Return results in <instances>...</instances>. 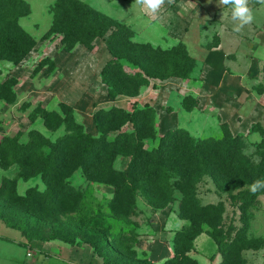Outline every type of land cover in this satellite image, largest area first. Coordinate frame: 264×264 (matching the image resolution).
Wrapping results in <instances>:
<instances>
[{"label": "rangeland", "instance_id": "1", "mask_svg": "<svg viewBox=\"0 0 264 264\" xmlns=\"http://www.w3.org/2000/svg\"><path fill=\"white\" fill-rule=\"evenodd\" d=\"M23 1L29 7V14L19 18L16 24L34 39L35 47L18 64L0 61V190L2 188L4 190L0 191V237L7 241L4 243L0 240V264H20L22 261L24 264H53L52 260L47 258L51 256L38 254L35 251L39 250L43 243L74 248L88 245L83 242L84 239L88 241L98 237L97 234H105L110 240L114 235L126 230H133L137 233L138 242L134 248L137 257L150 261L148 253L142 251L138 247V243L142 240V232L148 230L149 221L154 211L145 204L142 198H138L136 214L129 217L130 222L135 223V226L119 221L118 218L110 217L112 211L107 207V203L112 197L113 188L90 182L80 169L71 171V175L67 176L71 170V164L67 165L61 178L64 183H69L81 194L82 202L79 205L73 202L69 205L62 203V211L58 212L59 218L54 221H48L47 214L43 219L40 218L37 202H32L35 206L34 209L29 208L30 200L40 197L46 190L40 175H34L27 180L22 177V175H30L40 168V165L28 160L26 156H20L33 143L34 139L31 134L38 133L55 143L69 132L68 128L72 126L71 123H68L69 125L65 123L58 128H53V118L46 126L40 117L42 112H55L63 118L60 105L65 104L72 109L76 124L82 125L85 132L98 136L93 115L100 108L107 107L106 103L110 102L106 96V88L100 82V72L111 59V55L105 42L101 39L94 40L92 50L78 43L69 44L63 41L62 33L58 29L52 28L53 10L57 0ZM76 1L87 4L102 17L132 30L133 36L128 41L129 46L148 45L154 50L168 51L177 43V39H180L176 35L181 36L179 34L182 31V26L179 28V33H174L172 36L166 19L161 25L159 20L156 21L158 15H154L145 7L136 4L135 0ZM178 1L180 0H173L172 4L165 3L159 13L172 8L173 3L176 4ZM189 1L199 4L202 8L191 12L192 15L189 17L185 14L191 10H182L180 15L183 14L181 18L184 22L188 21L189 23L194 17L210 22L209 26L213 25L214 29L217 28L223 38V43L227 41L226 46L230 40L235 42L233 33H240L243 36L242 48L252 44L251 34L256 32L258 38L262 35L260 32L263 31L264 21L254 11L253 22L237 32L233 30L235 23L231 19L230 6L223 5V11L219 14L218 6L212 7L210 4L219 5L220 0ZM261 8L263 10L264 5ZM169 16L168 13L166 18L168 19ZM188 23L187 25H189ZM188 28L184 25L185 31H189ZM207 28L205 31L202 29L203 32L200 31L201 36L198 39L197 32L193 31V28L188 33H184L182 39L189 54L196 60L197 66L205 59L203 49L207 51L208 47L218 41L217 36H211L210 30L206 31ZM256 39L252 38L253 42ZM257 40L259 41V39ZM237 41L238 39H236ZM199 47L203 49H199ZM115 50L117 53L122 52L121 46ZM225 54L227 55V70L233 74V63L237 58L228 47ZM243 55L244 57L239 60L242 63L239 67L250 69L249 72L258 79V81H253L249 77V72L242 74L245 77L244 88L249 92L247 101H244L242 105L244 113L241 115L245 116L254 107V104H257L258 100L257 94L250 91V85L261 83L264 80V50L261 48L258 51L256 56L258 60L253 64L249 63L248 53L245 52ZM121 64L127 73L132 74L138 71L136 67L124 60H121ZM196 72L197 69L194 72L195 76ZM196 77L193 81L198 82L200 75ZM151 82L150 80L148 89L146 88L148 86L141 87L137 96L142 97V104L146 102L155 110L154 129L157 132V137H160L159 124L167 130L183 128L194 138L217 139L221 137L222 123L220 119L214 114L209 115V112L206 113L197 106L198 101L192 94L189 84L181 81H169L164 85L154 83L155 81ZM151 84H153L152 88H150ZM196 91L202 92V90ZM208 93L218 96V99L225 94L221 91ZM244 94L246 93L244 92ZM226 96L229 97V95ZM185 97H187L186 106L190 107L193 102L197 101L196 106L189 110L184 109L182 100ZM128 98L123 96L118 100L117 105L122 109L131 110L132 103ZM260 103H264V99ZM110 104L112 103H109L108 106ZM238 120L241 118L239 117ZM257 124V126L251 124L240 133L238 131H235L234 135L232 132L230 133L232 136H240V148L246 159L253 164L260 163L264 167V128H262L263 132L259 131V125H264L261 117ZM131 131L130 125L121 129V132ZM116 134H109V137L113 138ZM156 144L157 141H145L146 148H151ZM76 147L78 148L77 144ZM127 164V158L119 157L116 159L114 167L123 170ZM14 180L15 190L12 194L9 184L6 182L11 183ZM249 186L221 193L216 190L212 180L208 177H203L196 185L195 197L198 206H205L204 202L212 201L215 202L212 205L218 203L223 205V213L220 217L212 215L208 218L209 224L202 225L203 233L201 234L210 238L209 241L216 247L215 253L210 256L200 254L193 242L190 256L198 264H264V190L258 191L256 197L247 203H241L238 193L244 190L250 191ZM177 199H180L179 195ZM241 204H243V211L240 210ZM167 207V210L177 216L178 201ZM117 216L120 217L121 214ZM7 221H24L26 231L22 233L20 230L10 228ZM185 222L186 225L190 224L188 221ZM167 225L170 227L171 224ZM42 235L51 237L53 235L55 239L45 242L40 239ZM148 235L144 236L148 238ZM30 236L32 239L29 238ZM214 239L219 242V246L214 242ZM211 243L199 241L197 247L200 252L208 254L212 251L210 250ZM112 258L114 262H124L118 255Z\"/></svg>", "mask_w": 264, "mask_h": 264}, {"label": "trees", "instance_id": "2", "mask_svg": "<svg viewBox=\"0 0 264 264\" xmlns=\"http://www.w3.org/2000/svg\"><path fill=\"white\" fill-rule=\"evenodd\" d=\"M28 14L29 7L23 0H0V61L18 64L35 47L34 39L16 24L19 18ZM52 28L62 33L64 42L78 43L89 50L93 49L94 40L105 42L111 59L100 72V82L105 86L106 96L110 100L119 96L136 97L139 89L148 86L152 79L188 80L196 66L195 59L181 42L168 51L154 50L148 45L129 46L132 30L102 17L87 4L76 0L56 1ZM120 46L122 52L117 53L115 49ZM121 60L138 71L127 73ZM263 90L264 86L260 85L257 93ZM186 99L182 100L184 109L196 106L197 101L190 107L186 106ZM60 111L63 118L49 111H43L40 117L46 126L53 118V128L71 123L69 132L55 143L33 132V143L20 155L40 165L32 174L22 175L23 179L40 175L46 186L45 192L30 200L28 207L34 209L32 202H37L40 218L47 214L46 219L54 221L59 218L62 203L79 205L82 202L81 194L61 178L68 164H71V170L67 176L71 175V171L80 169L90 182L113 188L112 197L107 203L112 211L110 217L126 224L136 225L130 222L129 217L136 214L138 198H142L154 212L178 201L177 217L190 224L174 235L171 242L174 255L162 264H198L190 256L193 242L203 233L202 225L209 224L210 216L220 217L223 213L222 203L197 205L196 185L203 177L211 179L221 193L241 189L256 179L264 178V167L246 159L240 148V136H232L226 124H222V135L217 139L194 138L183 128L168 130L157 137L154 129L155 110L148 104L141 108L133 104L130 112L114 106L97 110L93 120L98 136H94L75 123L69 106L61 104ZM126 125L131 126V132H121ZM114 133L117 134L110 138L109 134ZM145 141H157V144L146 148ZM119 157L128 159L123 170L114 167ZM6 183L14 194L15 180ZM0 191L3 192V188ZM238 195L241 203L256 197V193L252 194L249 190L240 191ZM240 210L243 211V204ZM118 214L121 216L118 217ZM7 223L12 229L22 233L26 231L24 221ZM97 235L83 242L92 248L103 264H153L137 257L134 248L138 236L135 231L120 232L110 240L105 234ZM29 238L32 239V236ZM40 239L46 242L55 237L42 235ZM214 242L219 246L216 239ZM111 255H118L124 262H114Z\"/></svg>", "mask_w": 264, "mask_h": 264}, {"label": "crops", "instance_id": "3", "mask_svg": "<svg viewBox=\"0 0 264 264\" xmlns=\"http://www.w3.org/2000/svg\"><path fill=\"white\" fill-rule=\"evenodd\" d=\"M165 3H167V0ZM210 6L212 7L218 6L219 14H221L220 12L223 11L222 4L219 5L210 4ZM250 6L253 8V11L259 16V18L263 19L264 21V14H263L264 9L262 10L261 8L262 4L257 3V1H250ZM197 8H202V7L199 4H195L193 2L191 3L189 0H180L176 4L173 3L172 8H169L168 10L165 9L166 10L165 12L162 11V13H159L158 16L156 17V21L158 22L159 20V22L162 25L164 20L166 19V22H168V25L170 26L172 36H174V33L178 34L180 31L179 28H181L182 26V31L179 34L182 37L176 35L177 38H180L177 39L178 40L177 43L178 42L183 43L182 39L184 37V33H188L192 28L193 31L196 30L197 32L196 35L197 39L200 38L201 36L200 31L201 32L205 31L206 27H208L206 31L210 30L211 36L213 37L217 36L216 38L218 39V41L213 46L208 47L207 51L199 47V49L204 50L205 59L203 60V62H201V64H199L198 66L196 65L195 70H193L190 79L181 80V79L171 78L165 81H159L154 79H152L151 81L152 82L155 81L154 83H160V85H164L169 81H181L183 83H186L187 85L189 84L192 90V94L196 96V100L198 101L197 106L199 108H202L206 113L209 112V115L214 114L218 116L221 123L226 124L229 131L232 132L233 135L235 131H238L240 133L241 131L246 130L248 127L251 126V124L257 126L258 125L257 123H259V117H261V120L264 121V103H260L264 99V90L260 94L257 93L258 87H260V85L264 86V84L263 82H261L258 84L250 85L249 87L250 91L255 92L257 94L258 97V100L256 102L257 104H254V107L248 112L247 115L245 116L241 115L242 113H244L242 112L243 102L247 101V96L249 94L246 88H244L245 77H243L242 74H248L250 69L243 66L239 67L240 65H242L241 61L239 60L244 57L243 54L246 52L249 54L248 60L250 64H253V62L254 63L257 62L258 58L256 56L258 54V51L261 48L262 50H264V28H263L264 25L262 24L263 31L260 32L262 34L261 37L258 38V34H256V32L254 34H251L250 37L252 44L248 45L247 47L243 46L242 48L243 36L240 35V33L239 34L233 33L232 36L235 42L233 40H230L226 46L227 41H224L223 43L222 41L223 38L218 32L217 28L214 29L215 27H213V25L209 26L210 22L204 19H200L199 17L198 18L194 17L193 20L188 23V21L184 22L183 18H181V16L183 17V14L180 15V12L182 10H186V11L191 10L190 12H187L185 14L186 16L189 17V15H192L191 12L195 11ZM168 13L170 14V16L167 19L166 17ZM187 23L189 25H187ZM184 25L187 28L189 26L188 28L189 31L184 30ZM218 27L220 26L218 25ZM202 29L204 30L202 31ZM250 32L252 33L251 27H250ZM252 38H257L259 39V41L256 39V41L254 40L255 42H253ZM236 39H238L237 42ZM227 47L234 52V56L237 58L236 61L233 63L234 64L233 74L229 73L227 70L228 67L226 64L227 55L225 54V50ZM186 50H187V46H186ZM235 67L238 68L236 69ZM196 69H197L196 74L200 75V77H198L200 82L193 81L195 80V78H197L196 77L197 75L196 76L194 75ZM249 77H251L253 81H258L256 76L254 74H251L250 72H249ZM152 85L153 84H151L150 88H152ZM146 88L148 89L149 86ZM196 90H202V92L199 93V91ZM213 91H221L226 95H229V97L224 94L222 98L218 99V96H213L208 93V92L213 93ZM244 92L246 94H244ZM199 94H201L200 96L202 97H200ZM230 94L233 96L232 98ZM122 97L123 96H119L114 100L109 99L110 102L106 103L107 107L100 109H106V108L108 109L113 106L122 108L121 106L117 105L118 100ZM141 98L142 97L140 95L133 98H128L132 103L130 107L131 110H125L124 108L123 109L125 111L130 112L132 111L133 104H135V106L140 108L143 107L147 103L144 102V104H142ZM109 103L112 104L108 106ZM239 117L241 118V120H238ZM164 126L166 127V125ZM158 128H160L159 131L160 136L163 135L166 131L171 130V129L167 130V128L164 129L160 124L158 125ZM259 128L263 132L262 128H264V125L260 124ZM204 204L212 205L215 204V202L214 201L204 202ZM167 209L168 207L162 210L155 211L152 214V217L150 218L149 221L150 224L148 226V230H146V232H142V240H140L138 243V247L142 251L148 253L149 260L153 264H162L165 260L173 257L174 253L171 247L172 239L177 232H180L186 226L185 221L179 219L174 213L170 212V210ZM168 223L171 224L170 227L167 225ZM146 234L147 235L150 234L148 235V238L150 240H147L148 239L147 236H144ZM209 239L210 238L205 234H201L195 239L194 246L200 254L203 255L205 254L210 256L212 253H215L216 247H214V244H212L209 241ZM0 240H2L4 243L7 242L2 237H0ZM199 241L211 243L212 247L210 250L212 251L209 252L208 254L200 252V250L197 247V243ZM35 251L38 254L51 256L47 258L48 260H52L53 264H103L102 260L94 254L92 248L88 245H82L80 247H74V248L73 247L67 248L64 246H58L51 243H43L42 245H40L39 250H35ZM20 264H24V261H22Z\"/></svg>", "mask_w": 264, "mask_h": 264}, {"label": "clouds", "instance_id": "4", "mask_svg": "<svg viewBox=\"0 0 264 264\" xmlns=\"http://www.w3.org/2000/svg\"><path fill=\"white\" fill-rule=\"evenodd\" d=\"M135 2L145 7L150 13L158 15L166 0H135ZM172 2L173 0H167L168 4ZM257 3L264 5V0H257ZM220 4L230 6L231 19L235 23L234 31L238 32L253 22L254 12L250 6V0H220ZM249 189L252 194L264 190V178L254 180Z\"/></svg>", "mask_w": 264, "mask_h": 264}]
</instances>
